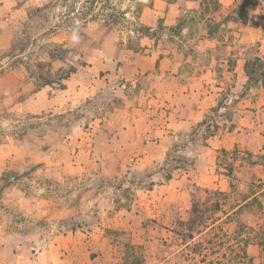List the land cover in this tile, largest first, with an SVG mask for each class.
<instances>
[{
  "label": "rangeland",
  "instance_id": "rangeland-1",
  "mask_svg": "<svg viewBox=\"0 0 264 264\" xmlns=\"http://www.w3.org/2000/svg\"><path fill=\"white\" fill-rule=\"evenodd\" d=\"M259 16L264 0H0V255L100 227V193L144 190L134 237L103 229L125 264H264V196L238 209L264 179V91L245 73ZM169 156L196 161L164 180Z\"/></svg>",
  "mask_w": 264,
  "mask_h": 264
},
{
  "label": "crops",
  "instance_id": "crops-1",
  "mask_svg": "<svg viewBox=\"0 0 264 264\" xmlns=\"http://www.w3.org/2000/svg\"><path fill=\"white\" fill-rule=\"evenodd\" d=\"M168 94L170 96V93ZM184 96L181 93L180 95H173L171 97V100H173L171 103L175 102L176 104L175 109L173 108L174 111L184 110ZM179 99L181 100V104L176 102ZM169 126L173 128L172 124ZM140 131L136 130L135 136L133 135V131H129L130 135L127 138L126 130L124 132L127 139L125 143L127 144L131 140L130 143L137 149L143 147L142 134L144 131L142 129ZM125 147L127 148V145ZM120 156L117 154L116 157H113L115 158V162L118 163L120 161L118 159ZM138 192V196H140L138 200L133 201L130 205L120 207L115 198L108 197L106 199L104 198L105 193H100L98 206L104 216L100 227H95L91 230L85 228L76 229L65 234L51 235L33 253L25 251L6 258L0 255V264H125V261L122 259L124 253L122 250L118 251L117 247L105 238V231L103 229L106 226L112 230H125L131 232L132 237H134V231L138 224V216L135 214L138 215L143 210V207H152L157 199L155 197V200H153V195L156 191L141 190ZM110 196L114 197L115 195Z\"/></svg>",
  "mask_w": 264,
  "mask_h": 264
},
{
  "label": "trees",
  "instance_id": "trees-1",
  "mask_svg": "<svg viewBox=\"0 0 264 264\" xmlns=\"http://www.w3.org/2000/svg\"><path fill=\"white\" fill-rule=\"evenodd\" d=\"M41 10V9H36V11ZM254 19V18H253ZM251 19L250 21L252 22L253 27H259L261 26L264 29V16H259V21L263 20V24L259 25L258 21L254 22V20ZM246 76L248 77L249 81L254 82L256 84H259L262 90L264 91V58L260 57H255L251 63L246 64ZM75 69H70L67 71H59V77L58 80L63 81L68 79L70 74L74 72ZM53 82L45 81L44 85H48ZM224 152V151H223ZM196 159L195 158H189V157H184V156H179V157H172L169 156L165 160V166L163 167V173H164V180H169L171 174L173 171L178 170V169H184L189 167L190 165H193L195 163ZM252 166H260L262 168V171L264 172V154L259 155L257 157V161L251 163ZM248 187H249V192L248 196L244 197V199L241 201L239 205V210L241 208H246V209H252L253 207H256L257 210L262 209V203L259 200V198L264 196V179L262 180H253L248 182ZM204 193H207V191H202ZM215 206L218 207V203H215ZM198 214V209L196 208V205H193L192 210H191V218L188 221L189 224V230L195 231L197 234H199L201 231L199 229H196L198 226L197 223L200 221V217L197 216ZM201 225V227L207 228V225L204 226ZM80 227L73 225L70 227V231H74L75 229H79ZM82 228V227H81ZM199 228V227H198ZM262 240V241H261ZM261 241V242H260ZM259 246L264 248V234L262 237L259 239Z\"/></svg>",
  "mask_w": 264,
  "mask_h": 264
},
{
  "label": "built area",
  "instance_id": "built-area-1",
  "mask_svg": "<svg viewBox=\"0 0 264 264\" xmlns=\"http://www.w3.org/2000/svg\"><path fill=\"white\" fill-rule=\"evenodd\" d=\"M131 161H133V160L131 159Z\"/></svg>",
  "mask_w": 264,
  "mask_h": 264
}]
</instances>
